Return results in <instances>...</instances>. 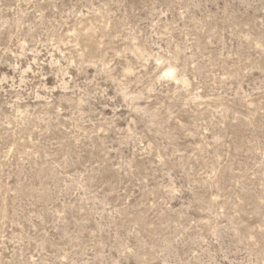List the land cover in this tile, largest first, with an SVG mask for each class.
<instances>
[{"label": "rangeland", "instance_id": "1", "mask_svg": "<svg viewBox=\"0 0 264 264\" xmlns=\"http://www.w3.org/2000/svg\"><path fill=\"white\" fill-rule=\"evenodd\" d=\"M0 264H264V0H0Z\"/></svg>", "mask_w": 264, "mask_h": 264}]
</instances>
